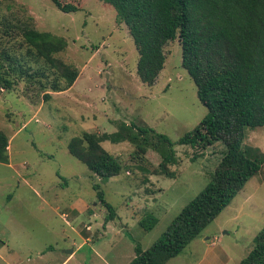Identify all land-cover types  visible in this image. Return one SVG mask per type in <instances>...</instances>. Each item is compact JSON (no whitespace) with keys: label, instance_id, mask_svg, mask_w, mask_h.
<instances>
[{"label":"rangeland","instance_id":"374dc122","mask_svg":"<svg viewBox=\"0 0 264 264\" xmlns=\"http://www.w3.org/2000/svg\"><path fill=\"white\" fill-rule=\"evenodd\" d=\"M80 11L64 13L51 0H0V53L16 43L15 25L65 38L58 57L79 70L74 86L45 93L36 84L0 88V129L10 139L0 164V264H130L136 248H151L181 211L211 182L227 148H175L174 177L157 172L153 149L132 159L129 143H103L118 158L120 175L102 179L72 156L70 141L84 132L113 134L122 123L154 129L178 142L207 115L197 86L183 68L179 40L165 48V69L154 86L137 74L139 53L125 23L99 0H62ZM10 26V27H9ZM8 32V33H6ZM243 147L264 153V127L248 128ZM144 180H147L144 183ZM95 185L116 210H107ZM157 218L151 231L141 226ZM264 229V168L178 257L167 264H240ZM73 250V254L69 252Z\"/></svg>","mask_w":264,"mask_h":264},{"label":"trees","instance_id":"16d2710c","mask_svg":"<svg viewBox=\"0 0 264 264\" xmlns=\"http://www.w3.org/2000/svg\"><path fill=\"white\" fill-rule=\"evenodd\" d=\"M113 8L132 36L139 61L137 74L143 84L154 86L165 69L166 46L179 40L183 68L197 86L198 98L207 109L200 125L178 142L154 129L122 123L116 133H89L74 137L68 146L72 156L89 171L109 179L120 175L122 165L103 143H129L132 159L146 173L142 161L149 149L160 154L157 172L174 177L178 164L175 148L207 149L222 141L227 152L211 182L172 221L148 250L136 248L130 264H167L178 257L231 204L246 184L264 168L259 148L243 147L248 128L264 127V0H99ZM51 2L64 13L80 11L62 0ZM10 27V26H9ZM16 43L0 53V88L12 91L17 83L36 84L45 93L72 88L79 70L58 57L68 42L28 23L15 25ZM8 33V32H6ZM10 139L0 129V164H8ZM144 183L147 180H144ZM107 210L106 223L116 210L95 185ZM157 218L147 215L141 226L151 231ZM254 249L240 264H264V229L254 239Z\"/></svg>","mask_w":264,"mask_h":264},{"label":"water","instance_id":"95a60500","mask_svg":"<svg viewBox=\"0 0 264 264\" xmlns=\"http://www.w3.org/2000/svg\"><path fill=\"white\" fill-rule=\"evenodd\" d=\"M74 253V251L73 250H71L70 252H69V254H73Z\"/></svg>","mask_w":264,"mask_h":264},{"label":"crops","instance_id":"0c3cea01","mask_svg":"<svg viewBox=\"0 0 264 264\" xmlns=\"http://www.w3.org/2000/svg\"><path fill=\"white\" fill-rule=\"evenodd\" d=\"M66 262L64 261V263L63 264H65Z\"/></svg>","mask_w":264,"mask_h":264}]
</instances>
